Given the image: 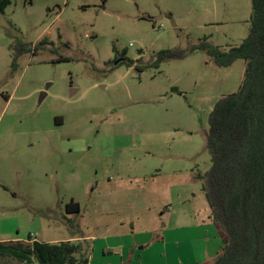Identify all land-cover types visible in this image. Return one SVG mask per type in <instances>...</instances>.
Wrapping results in <instances>:
<instances>
[{
    "label": "rangeland",
    "instance_id": "1",
    "mask_svg": "<svg viewBox=\"0 0 264 264\" xmlns=\"http://www.w3.org/2000/svg\"><path fill=\"white\" fill-rule=\"evenodd\" d=\"M8 1L0 243L70 242L87 264H202L216 249L205 241L221 245L197 179L211 168L209 115L238 90L245 62L160 53L238 46L250 0ZM119 55L133 65L114 67Z\"/></svg>",
    "mask_w": 264,
    "mask_h": 264
},
{
    "label": "trees",
    "instance_id": "2",
    "mask_svg": "<svg viewBox=\"0 0 264 264\" xmlns=\"http://www.w3.org/2000/svg\"><path fill=\"white\" fill-rule=\"evenodd\" d=\"M9 4L0 0V11ZM248 36L235 47L221 52L208 43L185 51L166 50L165 59H182L193 51H204L218 67L243 60V80L234 93L221 98L209 115L206 147L211 168L202 191L209 220L221 228L222 246L213 264H264V0H250ZM27 47L14 51L16 59ZM78 212V206L72 205ZM0 243V258L19 264H87L80 246L32 241ZM79 255V258L76 256Z\"/></svg>",
    "mask_w": 264,
    "mask_h": 264
},
{
    "label": "crops",
    "instance_id": "3",
    "mask_svg": "<svg viewBox=\"0 0 264 264\" xmlns=\"http://www.w3.org/2000/svg\"><path fill=\"white\" fill-rule=\"evenodd\" d=\"M209 228H210V230H208V233L211 232V231H213V233L211 235L212 238H215V236H216V238H218L220 240V242H221V235H222V233H221V229H219V226L212 224V226L209 227ZM32 241H35V239H32ZM32 241H30V242H32ZM24 242H26V241H24ZM210 246L212 248H216V249L213 250V254L211 253V256H208L206 258L207 260H203L202 264H213V262H214V260H215V258L217 256V254L219 253V251L221 249L222 242H221V245L219 246L217 241H210V240L205 241V251H207V253H208V249L210 248ZM195 264H199V263L198 262H195Z\"/></svg>",
    "mask_w": 264,
    "mask_h": 264
},
{
    "label": "flooded vegetation",
    "instance_id": "4",
    "mask_svg": "<svg viewBox=\"0 0 264 264\" xmlns=\"http://www.w3.org/2000/svg\"><path fill=\"white\" fill-rule=\"evenodd\" d=\"M119 56H120V57H118V58H119V61H117V64H114V67L120 65V64L123 63V62H124V63H129V64L131 63V65H133L132 61L126 59L124 55H119ZM131 65H130V66H131Z\"/></svg>",
    "mask_w": 264,
    "mask_h": 264
},
{
    "label": "water",
    "instance_id": "5",
    "mask_svg": "<svg viewBox=\"0 0 264 264\" xmlns=\"http://www.w3.org/2000/svg\"><path fill=\"white\" fill-rule=\"evenodd\" d=\"M115 64H117V62L115 63ZM75 91L74 90H70V93H71V95L74 93ZM42 96H43V94H42Z\"/></svg>",
    "mask_w": 264,
    "mask_h": 264
}]
</instances>
